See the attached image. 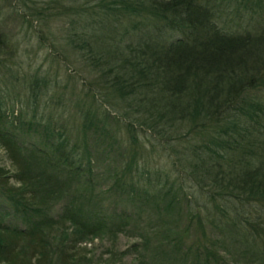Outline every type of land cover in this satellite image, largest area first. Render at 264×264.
Masks as SVG:
<instances>
[{"label":"trees","instance_id":"1","mask_svg":"<svg viewBox=\"0 0 264 264\" xmlns=\"http://www.w3.org/2000/svg\"><path fill=\"white\" fill-rule=\"evenodd\" d=\"M67 1L69 7L61 8L60 0H53L54 8L60 7V15H36V21L44 22L50 34V39L47 34L39 35L42 45L47 39L50 42L48 68L22 69L17 63L0 61L4 85L0 89V146L14 167L0 164V264H83L86 257L79 251L84 238L128 234L131 226L142 242L135 246L147 244L142 247L147 251L150 236L160 230L136 216L150 209L168 211L184 221L181 238L193 234L186 248V257L192 256L189 264H264V215L249 214L246 221L231 224L224 237L216 239L208 232L214 218L202 211L192 212L186 205L190 198L184 189L179 188L178 193L171 190L161 198L135 197L132 171L145 150L139 144L138 127L129 106L102 76H78L72 56L94 42L134 37L168 41L210 25L226 33H236L249 24L264 26V0ZM54 18H64L63 27L59 25L61 35L52 31ZM18 87L25 92L20 106L10 96L18 98ZM202 99L203 93L197 89L173 97L147 129L155 131L164 120L199 109ZM263 114L264 71H260L232 85L205 116L160 131L194 148L217 146L223 137L237 133L243 122L254 123ZM92 130L108 139H104L105 154L117 155V161L111 163L113 187L139 203L134 213L126 209L85 211L83 195L59 210L53 204L57 197L54 188L62 187V178L70 183L94 182L93 150L102 143L99 137L91 143ZM221 195L214 192L210 196L215 214ZM246 201L260 202L255 197ZM135 260L144 262L139 255Z\"/></svg>","mask_w":264,"mask_h":264},{"label":"rangeland","instance_id":"2","mask_svg":"<svg viewBox=\"0 0 264 264\" xmlns=\"http://www.w3.org/2000/svg\"><path fill=\"white\" fill-rule=\"evenodd\" d=\"M61 3V8L70 5L67 0H60ZM54 6L53 0H0L2 63H17L16 66L22 69L50 66V42L47 39L42 45L39 37L40 33L48 37L50 34L44 22L36 21V15H44V12L60 15V7ZM61 20L64 18L51 20L52 31L60 35L59 25L63 27L65 24ZM175 36L168 41L134 37L104 44L94 42L77 55H72L76 59L74 68L80 77L91 73L102 76L129 106L131 119L138 127L139 144L145 150V156L138 160L132 171L135 197L161 198L171 190L178 193L182 188L190 198L186 205L194 213L202 211L213 217V225L209 226L208 232L212 237L222 239L231 224L243 223L252 213L264 215V114L254 123L243 122L237 133L223 137L217 146H187L176 137L168 138L170 133H164L160 128L205 116L232 85L244 76L264 71V26L249 24L236 33H226L210 25L200 31ZM2 87L4 85L0 81V89ZM196 89L203 93L199 109L164 120L165 123L155 129L157 133L147 129L164 113L173 97ZM16 92L18 98L15 94L10 96L20 106L25 92L21 87ZM97 137L102 146L93 150L94 182L70 183L62 178V187L54 188L57 197L52 202L59 210L71 199L83 195L85 211L97 209L109 213L114 209H126L134 213L139 210V203L131 202L130 194L124 197L113 187L111 163L117 161V155L113 158L105 154L108 139L104 138V141L101 134H93L92 130L91 143ZM115 152L118 154L117 150ZM186 157L197 158L201 172L194 171ZM0 164L14 169L1 146ZM214 192L222 193L218 214L212 211L210 203ZM251 197L260 202L248 203L246 200ZM136 218L160 230L154 237L150 236L149 250L142 249L147 244L141 248L135 246L142 242L133 234L135 229L131 226L128 234L84 238L79 251L80 256L86 257L82 258V263L139 264L135 260L139 255L144 258L143 264H189L192 256L186 257V248L193 234L181 238L183 220L168 211L153 209L138 214ZM228 252L230 262L229 249Z\"/></svg>","mask_w":264,"mask_h":264},{"label":"bare ground","instance_id":"3","mask_svg":"<svg viewBox=\"0 0 264 264\" xmlns=\"http://www.w3.org/2000/svg\"><path fill=\"white\" fill-rule=\"evenodd\" d=\"M186 159L189 161V165L194 171H196L197 173L201 172V170H202L201 164H200L199 160L197 161V158L186 157Z\"/></svg>","mask_w":264,"mask_h":264}]
</instances>
